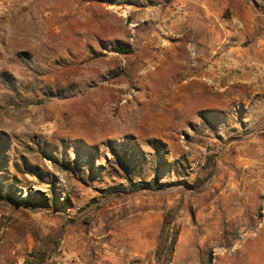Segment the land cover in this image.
<instances>
[{"label":"rangeland","instance_id":"1","mask_svg":"<svg viewBox=\"0 0 264 264\" xmlns=\"http://www.w3.org/2000/svg\"><path fill=\"white\" fill-rule=\"evenodd\" d=\"M201 1L250 65L196 82ZM262 46L264 0H0V264H264V206L214 181L264 125Z\"/></svg>","mask_w":264,"mask_h":264},{"label":"crops","instance_id":"2","mask_svg":"<svg viewBox=\"0 0 264 264\" xmlns=\"http://www.w3.org/2000/svg\"><path fill=\"white\" fill-rule=\"evenodd\" d=\"M203 3L201 1L199 4L192 5L185 23L175 29L181 33L183 38L194 44L196 61L193 63L189 60L186 68L188 67L191 79L196 82H201V79L205 78V70L210 66V62L213 65L225 67L223 72L241 70L250 65L248 52L236 45L223 46L220 57H217L219 59H213V55L217 52V43L221 39L225 41L228 39L222 34L215 33L212 28L216 25L215 22L209 21V13L198 9L204 5ZM261 52L260 54L264 56V46ZM260 54L254 53L258 57ZM258 62L261 66L264 65V58H259ZM193 68L196 71L193 72ZM242 76L233 75L232 83L237 85L243 83ZM221 145L217 154V161L221 167L214 181L217 189L225 198V202L229 204L237 198L239 206L250 202L264 206V125H258L254 132L237 139L233 138L225 145Z\"/></svg>","mask_w":264,"mask_h":264},{"label":"built area","instance_id":"3","mask_svg":"<svg viewBox=\"0 0 264 264\" xmlns=\"http://www.w3.org/2000/svg\"><path fill=\"white\" fill-rule=\"evenodd\" d=\"M190 56L192 57L193 63L196 61V50L194 47L190 48ZM216 72V69L213 70V73Z\"/></svg>","mask_w":264,"mask_h":264},{"label":"trees","instance_id":"4","mask_svg":"<svg viewBox=\"0 0 264 264\" xmlns=\"http://www.w3.org/2000/svg\"><path fill=\"white\" fill-rule=\"evenodd\" d=\"M115 50H116V51L123 52V50H121L120 48H116ZM164 231H165V226L163 225V227H162V229H161V236L163 235ZM173 243H174V240H172V244H173Z\"/></svg>","mask_w":264,"mask_h":264},{"label":"bare ground","instance_id":"5","mask_svg":"<svg viewBox=\"0 0 264 264\" xmlns=\"http://www.w3.org/2000/svg\"><path fill=\"white\" fill-rule=\"evenodd\" d=\"M148 75V74H147Z\"/></svg>","mask_w":264,"mask_h":264}]
</instances>
